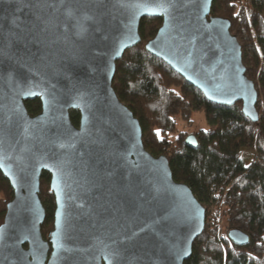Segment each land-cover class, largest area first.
Instances as JSON below:
<instances>
[{"label": "water", "instance_id": "1", "mask_svg": "<svg viewBox=\"0 0 264 264\" xmlns=\"http://www.w3.org/2000/svg\"><path fill=\"white\" fill-rule=\"evenodd\" d=\"M212 0H0V172L12 189L0 221V264H182L205 208L143 147L111 87L115 61L161 24L145 50L210 102H240L258 120L228 18ZM38 97L28 114L24 100ZM79 113L77 125L69 111ZM184 143L194 148L192 133ZM49 174L52 228L42 237L39 178ZM227 238L248 236L230 228Z\"/></svg>", "mask_w": 264, "mask_h": 264}, {"label": "trees", "instance_id": "2", "mask_svg": "<svg viewBox=\"0 0 264 264\" xmlns=\"http://www.w3.org/2000/svg\"><path fill=\"white\" fill-rule=\"evenodd\" d=\"M210 14L228 18L245 75L257 91L258 120L246 118L240 102L231 105L208 101L163 61L148 53L144 44L161 24L160 17H142L140 41L115 61L111 87L137 119L143 147L153 156L164 155L172 178L189 185L205 208L204 226L192 241L190 256L182 264H264V0H212ZM28 114L40 111L38 97L24 100ZM193 112H203L205 129L191 131L196 146L184 143ZM73 125L79 121L69 111ZM240 148L252 150L244 164ZM44 219L42 237L52 228L54 197L49 174L39 178ZM12 189L0 172V221ZM230 228L248 236L244 245L227 238Z\"/></svg>", "mask_w": 264, "mask_h": 264}, {"label": "rangeland", "instance_id": "3", "mask_svg": "<svg viewBox=\"0 0 264 264\" xmlns=\"http://www.w3.org/2000/svg\"><path fill=\"white\" fill-rule=\"evenodd\" d=\"M192 122L189 125H186L184 122L177 120L178 128H184L190 133L195 129H205L207 128V124L204 118L203 112H193L191 114ZM240 155L243 163L246 165L250 162L252 157V150L249 148H240Z\"/></svg>", "mask_w": 264, "mask_h": 264}]
</instances>
